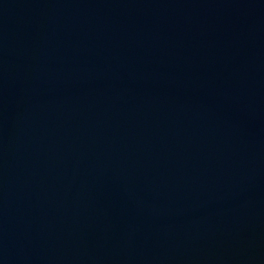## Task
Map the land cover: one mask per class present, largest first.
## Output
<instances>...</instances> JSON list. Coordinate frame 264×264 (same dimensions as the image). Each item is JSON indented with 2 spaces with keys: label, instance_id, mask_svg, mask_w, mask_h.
I'll list each match as a JSON object with an SVG mask.
<instances>
[{
  "label": "water",
  "instance_id": "1",
  "mask_svg": "<svg viewBox=\"0 0 264 264\" xmlns=\"http://www.w3.org/2000/svg\"><path fill=\"white\" fill-rule=\"evenodd\" d=\"M0 264H264V0H0Z\"/></svg>",
  "mask_w": 264,
  "mask_h": 264
}]
</instances>
